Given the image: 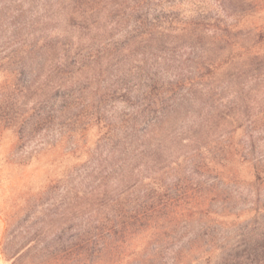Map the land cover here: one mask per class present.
Here are the masks:
<instances>
[{"label": "rangeland", "instance_id": "1", "mask_svg": "<svg viewBox=\"0 0 264 264\" xmlns=\"http://www.w3.org/2000/svg\"><path fill=\"white\" fill-rule=\"evenodd\" d=\"M260 33L264 0H0V79L31 66L0 119V252L61 264L42 247L65 214L78 229L150 194L118 264L264 252Z\"/></svg>", "mask_w": 264, "mask_h": 264}, {"label": "trees", "instance_id": "2", "mask_svg": "<svg viewBox=\"0 0 264 264\" xmlns=\"http://www.w3.org/2000/svg\"><path fill=\"white\" fill-rule=\"evenodd\" d=\"M259 36L264 38L262 33ZM29 68L31 69V66H23L15 75L9 71L12 75L9 80L5 78L2 81V78L0 79V87L3 84H7L5 90L0 93V119H6L8 123H10L9 119L14 117L13 113H18L20 108L17 99L18 93L23 88L28 89L31 83V80L25 79L26 72L30 70ZM2 73H0V76ZM28 123H30L31 129H33L35 123L31 122L29 117L21 120L18 129L15 128L18 139L23 130L22 128L26 129ZM151 196L152 194H150V197L140 201L138 207H119L111 214L107 211L102 215H98V211L101 209L99 208L95 211L94 216H91L90 221L78 229L75 228L72 218H67V214H65L64 223L67 226L57 236L55 243L48 241L42 248L49 251L54 250L47 252L48 258L61 264H101L102 260H104L102 264H118L122 256H115L111 250L115 249L114 251H117L120 248L117 241L128 234L134 228L133 226L139 224L137 223L140 219H138L139 212L144 213L141 215H152L155 213V207H157L158 202L162 201V198L159 196L155 199V197ZM162 196L165 195L163 194ZM116 200H112L111 203ZM107 205L102 207V209H105ZM59 215L62 216V213ZM156 227L162 228L163 225L160 224ZM153 228L155 229V224ZM65 232H67L66 237ZM35 242L36 235L33 234L31 237L26 238L21 249L26 248L25 250H27L29 249L27 247ZM11 249L13 248L8 247V245L4 246L3 244L0 253L11 264H20L18 259L23 252H20V250L12 251ZM104 256H107V258H104ZM224 258L223 264H264V252L260 254L253 250H249L248 252H229ZM239 259H242V261H238Z\"/></svg>", "mask_w": 264, "mask_h": 264}]
</instances>
